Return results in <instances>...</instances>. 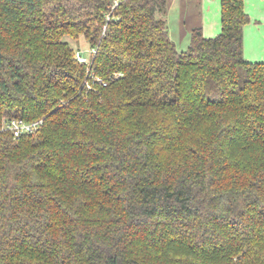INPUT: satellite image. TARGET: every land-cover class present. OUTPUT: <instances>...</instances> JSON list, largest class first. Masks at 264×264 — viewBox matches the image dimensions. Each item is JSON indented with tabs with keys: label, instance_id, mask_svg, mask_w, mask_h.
<instances>
[{
	"label": "trees",
	"instance_id": "16d2710c",
	"mask_svg": "<svg viewBox=\"0 0 264 264\" xmlns=\"http://www.w3.org/2000/svg\"><path fill=\"white\" fill-rule=\"evenodd\" d=\"M168 2L0 0V264H264L250 16L220 0L205 36L184 2L180 49Z\"/></svg>",
	"mask_w": 264,
	"mask_h": 264
},
{
	"label": "rangeland",
	"instance_id": "374dc122",
	"mask_svg": "<svg viewBox=\"0 0 264 264\" xmlns=\"http://www.w3.org/2000/svg\"><path fill=\"white\" fill-rule=\"evenodd\" d=\"M214 3L215 0H205V7L210 8L208 9V11L209 16L211 18V22H214V20L212 19L214 18L215 14ZM183 11L184 9L181 10L180 0H169L168 11L166 14V20L169 26V34L171 38L175 41L177 47L180 49H184L187 47L190 37L189 30H186L188 25H185L183 23ZM186 12L187 11L185 10V14ZM188 16H190V21L188 20L187 24H200L201 18L198 13H193L191 15L188 14ZM243 41V53L247 58L254 59L256 57H252L251 55L257 54V58H262V60H264V24L261 25L259 22L249 24V26H247L244 30ZM74 44L78 46L80 50H82L83 54H89L88 42L83 37L80 38L79 41ZM259 60L255 59V61Z\"/></svg>",
	"mask_w": 264,
	"mask_h": 264
},
{
	"label": "crops",
	"instance_id": "0c3cea01",
	"mask_svg": "<svg viewBox=\"0 0 264 264\" xmlns=\"http://www.w3.org/2000/svg\"><path fill=\"white\" fill-rule=\"evenodd\" d=\"M184 2L188 5V8H187L188 14L190 15L193 13L199 14L201 18L200 24L202 27V33L205 36H213L216 34V32L219 31L221 27L220 0H215V3H214L215 14H214V18H212L214 22L210 21L211 18L209 16V11H208V9L210 8L205 7V0H180V5L183 4ZM244 8L251 18V21L248 22L244 26V30L251 23L254 24V23L259 22L261 25L264 24V0H244ZM251 56L256 57V58L250 59V58H247L246 56L245 58L250 61H255V59L262 60V58H257L258 57L257 54H254Z\"/></svg>",
	"mask_w": 264,
	"mask_h": 264
},
{
	"label": "built area",
	"instance_id": "2783aa9c",
	"mask_svg": "<svg viewBox=\"0 0 264 264\" xmlns=\"http://www.w3.org/2000/svg\"><path fill=\"white\" fill-rule=\"evenodd\" d=\"M95 51L94 49L91 50ZM77 59L80 62H87L88 57L83 54L82 50H76L75 53ZM43 119H38L34 121H26L23 118L12 117L10 119L3 120L2 129H8L12 132L14 137L20 136L22 133L33 132L42 123Z\"/></svg>",
	"mask_w": 264,
	"mask_h": 264
}]
</instances>
